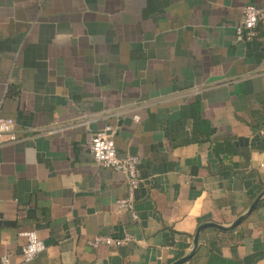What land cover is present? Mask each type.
<instances>
[{
  "label": "crops",
  "instance_id": "obj_1",
  "mask_svg": "<svg viewBox=\"0 0 264 264\" xmlns=\"http://www.w3.org/2000/svg\"><path fill=\"white\" fill-rule=\"evenodd\" d=\"M246 5L264 0H0V116L18 136L0 147V260L264 264V197L192 253L199 226L230 227L264 192V24L236 37ZM106 125L140 159L135 219L89 151ZM28 231L45 250L24 263Z\"/></svg>",
  "mask_w": 264,
  "mask_h": 264
},
{
  "label": "built area",
  "instance_id": "obj_2",
  "mask_svg": "<svg viewBox=\"0 0 264 264\" xmlns=\"http://www.w3.org/2000/svg\"><path fill=\"white\" fill-rule=\"evenodd\" d=\"M264 24V5L253 6L246 5L242 9V17L235 27V35L241 40H251L255 36L257 26ZM115 128L109 125L104 126L101 130L91 135L89 143V151L93 162L105 169H110L119 174L127 190L125 198L115 202L117 208L130 212L135 219L134 211V192L140 184L137 177V166L140 159L137 156H127L120 158L115 148ZM18 141L15 131V122L11 118L0 116V147L14 144ZM24 243L20 249V255L24 263H29L45 250V245L35 232L28 231L23 233ZM130 235L124 237L95 236L86 241V244L92 248L100 245L106 246H122L132 242ZM0 264H9V259L4 256L0 260Z\"/></svg>",
  "mask_w": 264,
  "mask_h": 264
},
{
  "label": "water",
  "instance_id": "obj_3",
  "mask_svg": "<svg viewBox=\"0 0 264 264\" xmlns=\"http://www.w3.org/2000/svg\"><path fill=\"white\" fill-rule=\"evenodd\" d=\"M264 197V192H262L254 201L253 203L251 204V206L249 207V209L247 210V212L245 214H243L242 216H240L235 222H233V224L228 227V228H225V227H222L220 225H217L215 223H207V224H203L201 226L198 227L197 229V232H196V235H195V239H194V249L192 251V253L194 252V250L196 249L197 247V243H198V239H199V235L200 233L204 230V229H207V228H215V229H218V230H226V229H232V228H235L236 226H238L247 216H249L255 209L256 207L258 206V204L260 203V200L261 198ZM191 253V254H192ZM187 258H184L174 264H180L181 262L185 261Z\"/></svg>",
  "mask_w": 264,
  "mask_h": 264
},
{
  "label": "trees",
  "instance_id": "obj_4",
  "mask_svg": "<svg viewBox=\"0 0 264 264\" xmlns=\"http://www.w3.org/2000/svg\"><path fill=\"white\" fill-rule=\"evenodd\" d=\"M256 120H257V124H259L261 121H264V114H256ZM214 152L215 154L217 155H226V156H230L233 154V147H232V142H231V139L224 144V147L223 148H218V147H215L214 148ZM236 228L234 229H230V230H225V231H219L220 233H229L231 231H234Z\"/></svg>",
  "mask_w": 264,
  "mask_h": 264
}]
</instances>
